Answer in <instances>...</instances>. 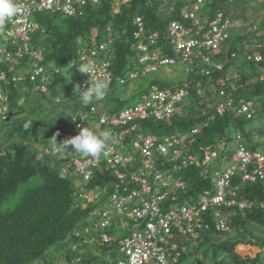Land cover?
<instances>
[{
    "label": "trees",
    "instance_id": "1",
    "mask_svg": "<svg viewBox=\"0 0 264 264\" xmlns=\"http://www.w3.org/2000/svg\"><path fill=\"white\" fill-rule=\"evenodd\" d=\"M195 1L98 0L96 4L85 6L80 15L69 17L58 13L34 14L33 20L38 23L39 29L32 35V44L39 46L43 53L41 66L47 78L43 84L44 89L40 90L38 84L29 81V59L26 56L17 69V81L0 82V91L8 98L9 113L6 120L0 117V264H50L53 259L56 260L55 264H63L57 261L63 258L62 256L68 264H73L74 256L70 250L65 254L56 250L54 252L51 248L68 240L80 250L83 245L79 242L82 239L74 231L88 224L97 204H104L111 193L122 191V184L114 177L112 171L105 168L103 151L113 139L106 126L99 123V116L117 115L127 108L124 107V101L118 99L113 91L106 99L116 101L118 105L110 114L99 110L96 104L82 100L81 97L89 98L98 91H109L114 81L118 82L116 79H121L123 82L118 83L123 85L126 79L140 76V53L136 50V42L133 39L136 29L134 20L137 17L143 22L145 34H158L155 44L149 46V49L157 51L163 57H176L170 46L167 25L170 21L185 24L182 17L185 11L183 7L187 10L189 4L192 7ZM163 6L167 7V11L162 14ZM201 7L203 13L200 16L204 17L202 23L211 20L218 12L227 18L229 16V5L225 0H202ZM196 14L199 15V8ZM198 18L200 19L199 16ZM234 20L236 19L231 18L232 22ZM262 30L264 32V28ZM239 39L229 43V36L226 44L215 54L214 59L222 64L220 71H213L207 77L197 72L193 66L192 71L187 73L189 80L185 84L188 97L183 102L181 111L173 119L166 122H142L139 132L152 134L159 141H165L173 136H189L192 129L199 128L200 132L192 137L191 144L187 146L189 150L199 145L215 146L216 141L220 139L227 142L231 140V131L241 137L243 144V139L247 136L246 125L254 117L249 120L236 117L232 111L218 116L208 101L210 87L223 88L226 95L234 99L235 104L254 101L257 103L255 111L264 113V82L256 79L257 67L246 61L251 66L250 75L237 73L228 77V72L238 56L245 58ZM100 45L106 46L99 58L109 62L112 82L107 89H97L92 95H84L80 91V83L87 80V76L77 62V57L82 50L89 51ZM70 63H74V66L70 67ZM0 69H4V66L0 65ZM133 73L137 75L131 78ZM218 80L222 83L218 84ZM59 81L61 84H58ZM22 82H26L24 87ZM150 85L162 89L168 87L156 81ZM183 85L184 83H179L168 89L173 90ZM198 89L203 90L202 96L197 95ZM31 92L40 95L30 99ZM21 101L23 104H20ZM27 103L33 105V108L26 110ZM89 118L101 127V133L97 139L85 137L81 141L76 140L73 133L86 128ZM79 123L81 125L77 127ZM38 131H45L48 137L56 141L61 134L67 135L69 146L63 153L69 162L65 168L55 170L44 166V161L31 146L32 136ZM127 142L128 139H125L124 146ZM117 146L118 152H125L123 145ZM246 147L249 150L258 148L252 143ZM231 151L232 149L225 151L226 158H230ZM41 153L47 156L43 151ZM78 155L100 160L98 168H90L91 176L88 180H84L83 176L75 172L71 157ZM138 157L135 155V161L122 167L118 166L119 171L129 175L134 173L141 165V158L138 160ZM168 167L163 165V168L173 172L174 178L181 181L185 187L183 190L171 191L162 204L164 208L175 204L182 205L186 201L194 202L203 191H214L209 169L204 173L201 168L174 170ZM31 179L34 180L31 187L19 190V186ZM78 179L80 182L77 183ZM232 185L238 187L235 199L249 202L251 207L244 211H239L237 207L231 209L233 213L226 219L230 229L225 233L215 231L211 210L203 214L202 218L208 228L198 231L196 244L180 253L182 258L201 251L202 245L207 244L202 250V255L210 256L213 264H264V237L252 235L258 233L259 229L264 231V186L261 183L241 184L237 178H233ZM89 192L99 194L98 200L82 209L81 205L86 201L81 196ZM219 211L223 215L227 212L224 209ZM111 216L113 217L103 232L109 234L112 241L103 244L99 237L97 239V248L104 251L110 250L114 243L119 247L120 241L132 230L131 220L115 211ZM125 221L129 223L127 233L119 239L113 234L115 223L122 225ZM229 233H234V237L219 241L221 234ZM184 242L189 243L185 240ZM84 257L82 259L78 256L76 264H91L96 259L91 252H87Z\"/></svg>",
    "mask_w": 264,
    "mask_h": 264
},
{
    "label": "built area",
    "instance_id": "2",
    "mask_svg": "<svg viewBox=\"0 0 264 264\" xmlns=\"http://www.w3.org/2000/svg\"><path fill=\"white\" fill-rule=\"evenodd\" d=\"M98 0H0V24L6 25L1 30L2 42L0 46V82L15 83L18 79L17 68L24 56L29 60V79L39 82L44 89L46 80L41 62L42 50L32 44V35L39 29V25L32 19L37 13H58L63 16L80 15L82 9L89 4H96ZM264 1V0H263ZM202 0H196L193 6L182 14L184 23L170 21L167 25V35L170 46L176 57H163L149 46L156 42L158 34H145L142 20H134L135 31L133 39L136 50L140 53L139 63L142 64L139 75H147L163 66H184L185 72L192 71L198 64L202 75L209 77L213 71H220L222 64L214 59L224 44H226L230 30L235 26L229 18L218 12L214 17L202 23L196 12ZM250 34L241 41V49L245 59L257 67L256 79L264 82V32L258 25L249 27ZM106 50L105 45L89 51L82 50L77 62L84 70L87 80L80 83V91L84 95H92L97 89H107L112 82L109 62L99 58ZM234 57V54H232ZM74 63H70L73 67ZM137 74L130 75L134 78ZM119 83L123 81L116 79ZM221 84V83H219ZM208 101L218 116L232 111L236 117L251 119L253 110L257 107L254 101L235 104L232 97L226 95L223 88L210 87ZM204 94L202 89L197 95ZM188 97L186 84L173 90L162 89L150 85L142 96L143 102L123 109L113 116H99V123L106 126L114 143L122 142L130 137L131 144L141 158L140 173L123 174L118 170L131 162L132 158L117 153L115 145L110 144L103 151L105 168L112 170L114 176L121 182L120 193H111L108 202L111 209L118 215L132 221V230L120 243V252L125 259L117 264H171V259L178 252H185L196 244L198 231L207 229L208 224L202 218L203 214L211 210L214 217V229L217 232H228L230 227L226 221L232 215L231 209L237 207L239 211L247 210L251 203L237 201V186L232 185L233 178L241 184L261 183L264 186V145L257 150H249L241 143V137L235 136L234 146L229 158V166L214 181V191H203L194 202H184L182 205H171L164 208L163 202L171 191L181 189L185 185L174 178V170L188 167L203 169L206 173L214 160H226V140H217L215 146H195L191 150L192 137L200 132L194 128L188 135L173 136L165 141H159L154 136L139 132L140 124L147 120L169 121L182 109L184 100ZM7 98L0 93V114L2 119L7 116ZM80 123L77 127H80ZM68 145V137L62 134L57 147L45 150L57 154L63 152ZM71 162L75 172L88 180L91 176L90 168H98L100 160L89 157L74 156ZM165 165L166 168H163ZM129 175V176H128ZM147 175V176H146ZM149 175V176H148ZM87 202L98 199V194L89 193L81 196ZM139 200L134 206L127 203ZM86 204H82L85 208ZM219 209L226 210L221 214ZM97 215V225L106 228L111 216L110 210L94 211ZM102 243H108L110 238L102 233ZM178 240V241H177ZM189 242L188 244L184 242Z\"/></svg>",
    "mask_w": 264,
    "mask_h": 264
},
{
    "label": "rangeland",
    "instance_id": "3",
    "mask_svg": "<svg viewBox=\"0 0 264 264\" xmlns=\"http://www.w3.org/2000/svg\"><path fill=\"white\" fill-rule=\"evenodd\" d=\"M188 9L191 8L190 4L187 7ZM199 17L201 21H204V17H201L200 15L203 13L202 12V7L200 5L199 7ZM183 10H186L185 7H183ZM166 11H162L161 13H165ZM34 16V15H33ZM32 16V19H33ZM249 24L253 21H255V16L250 15V14H245L244 15ZM228 18L231 20V18L228 16ZM238 20V19H236ZM235 22V21H233ZM259 23V21H257ZM238 23V21H237ZM6 25H1L0 24V30H5ZM233 33L234 31H230V40L229 43L233 42ZM39 49H41L39 46H37ZM193 68V67H191ZM195 68L197 70L200 69V66L198 64L195 65ZM233 69L237 71V73L242 74V75H250L252 73L251 71V66L249 65L248 62H246L244 56L239 55L238 58L235 60L233 64ZM63 72V71H62ZM236 73H231L228 75L229 77L235 76ZM22 78V76H21ZM189 80V76L185 72L184 66L182 65H176V66H163L159 67L156 72L149 73L147 75H140L134 79H126L125 84L120 85L118 82L114 81L112 88L109 91H98L94 94L93 97H81L82 100H86L88 102H93L96 104L99 110H102L104 112H107L110 114L113 109L118 105V102L116 101H107V96L113 91L116 93V96L118 99L121 101H124V107H129L133 106L136 104H140L143 102L142 96L146 93V91L149 88V84L153 81L159 82L161 84L167 85V89L171 88L173 86L178 85L179 83H187ZM22 87L25 86L26 82H22ZM58 84H61L59 81ZM169 90V89H168ZM39 93L36 92H31L29 97L30 99L34 97H39ZM48 96L50 93L47 94ZM185 101V100H184ZM187 101V100H186ZM46 105V103L43 101ZM20 104H23L21 101ZM26 110L27 108H31L33 105H29L28 103L25 104ZM37 105H35L36 107ZM33 108V107H32ZM257 108V107H256ZM257 110V109H256ZM254 111V110H253ZM43 114V113H42ZM45 116V114H43ZM261 124L262 125V131L261 134L259 135V147L264 145V113L259 112V110L256 112L254 118L250 121H248L247 125L249 124ZM246 125V127H247ZM90 127V128H89ZM101 127L97 125V123L94 120H87L86 122V128H84L82 131H75L73 133V137L79 141H81L83 138L88 137V138H98L99 133H101ZM57 134V133H56ZM236 136V133L234 131L230 132L229 138L231 140H228L226 142V146L222 149V151H230L233 146H234V138ZM33 139H31V146L34 151H36L38 157H40L44 162V166L48 169H55L59 170L61 168H65L66 165L69 162L68 157L66 154H59V156H44L41 151L43 150L44 147H49L52 148L56 140L52 139L51 137H48L45 133V131H38L34 133L32 136ZM252 143V142H251ZM250 141L243 139V144L246 146L251 145ZM258 147V149H259ZM125 152H132V148L130 145H125L122 147ZM257 150V149H256ZM43 156V157H42ZM229 159L227 158L226 160H222V158H219L217 160H214L211 164V167L208 170V173L210 177L213 179V182L215 179L223 172L224 169H226L229 166ZM34 180L31 179L29 182L22 184L19 186V190H22L24 188H29ZM80 182L79 179L77 183ZM104 197H107V195H104ZM139 201L135 200V202H130L127 203V205L134 206L138 204ZM95 204V203H94ZM108 206L110 205V202H107ZM97 211H100L101 209L104 208V204H97L96 205ZM97 222V217L92 216L88 220V224L85 226H80L77 228V230L74 231L75 234H77L82 241L81 243L83 246L79 249H77V246L73 245L72 242L66 241L65 243L62 244H57L54 247L51 248V250L59 251L60 253H65L70 250L71 254H73V264H76V262L79 260L78 256L80 258H85V254L87 252H91L94 256H96V259L91 263V264H116L120 260H124L125 257L123 254L119 252V247L117 243H114L113 246L111 247L110 250L104 251L100 248H97L99 244L97 243V239L99 235L103 232V229L99 228L96 225ZM122 225H119L115 223V229L113 230V234L115 237H118L119 239L122 238L123 236L126 235L127 233V227H128V222H122ZM259 229V228H258ZM259 231H262V229H259ZM234 233H229V234H221L219 237V241L221 240H226V239H231L234 237ZM253 237H258L259 235L261 236V233L259 234H252ZM207 244H203L201 251H196L192 254H187L186 257H181L180 254H174L172 257V264H213L212 259L210 256L208 257H203L202 255V250L206 247ZM241 248V245L239 246ZM56 255V253H54ZM64 255V254H63ZM223 256V255H222ZM63 258H60V260L57 259V261L62 262L63 264H68L66 261H64V256ZM52 261V260H51ZM76 261V262H75ZM56 260L53 259V262L50 264H55ZM263 264V263H262Z\"/></svg>",
    "mask_w": 264,
    "mask_h": 264
},
{
    "label": "crops",
    "instance_id": "4",
    "mask_svg": "<svg viewBox=\"0 0 264 264\" xmlns=\"http://www.w3.org/2000/svg\"><path fill=\"white\" fill-rule=\"evenodd\" d=\"M225 1L229 5V9H228L229 17L238 19V20H234L235 26L231 29L234 31L233 40L240 38L239 41L241 43V40H243L245 37H247L248 34H250L249 27L253 24L258 25L261 29L264 28V1L263 0H225ZM162 11H167V7L163 6ZM245 14L254 15L256 18L255 21L249 24V22L244 16ZM257 21H259V23ZM234 72L237 74V71L232 68L228 72V75ZM217 83L219 84L222 82L221 80H218ZM255 114H256V111L254 110L253 117L255 116ZM245 129L247 131V136L245 137V140L250 141V143L252 142V145H256V147H259L258 141H259V135L261 134V131H262V125L259 123L249 124L247 125ZM259 233H261V236L263 238L264 231H259Z\"/></svg>",
    "mask_w": 264,
    "mask_h": 264
},
{
    "label": "clouds",
    "instance_id": "5",
    "mask_svg": "<svg viewBox=\"0 0 264 264\" xmlns=\"http://www.w3.org/2000/svg\"><path fill=\"white\" fill-rule=\"evenodd\" d=\"M0 32H1V30H0ZM0 35H1V33H0ZM1 38H2V35H1ZM0 46H6L5 44H3L2 40H1V45H0ZM18 68H19V67H18ZM18 68H17V69H18ZM27 73H28V68H27ZM28 76H29V73H28ZM44 76H45V78H46V75H45V74H44ZM46 79H47V78H46ZM29 81H30V79H29ZM45 81H46V80H45ZM30 82H33V81H30ZM33 83L38 84V85H39V89H40V90H43V89H41V87H40L41 84H40L38 81H37V82H33ZM44 83H45V82H44ZM43 86H44V85H43ZM166 89H167V88H166ZM0 93H1V91H0ZM1 94H2V93H1ZM4 96H6V98H7V95H4ZM7 102H8V98H7V101H6V103H5V105H6V112H5V114H6L7 117H6L5 119H2V116H3V115L0 114V117H1L2 120H6V119L8 118V116H9V113H8V103H7ZM172 119H173V118H172ZM150 120H152V119H150ZM147 121H148V120H147ZM155 121H156V120H155ZM169 121H170V120H169ZM144 122H145V121H144ZM157 122H166V121H157ZM140 125H141V124H140ZM145 134H147V133H145ZM61 135H62V134H61ZM149 135H152V134H149ZM152 136H153V135H152ZM154 137H155V136H154ZM155 138H156V137H155ZM125 139H128L127 145H130V147L132 148V152H123V153L118 152V149H117L118 146H117V145H119V146H120V145H121V146L123 145V146H124L123 143H124V140H125ZM125 139H124L122 142H119V143H117V144L114 143V141H113L111 144H114V145H115V148H116L117 153H119V154H121V155H123V156H125V157H130V158H132L131 162H133V161H135V155L137 156V155H138V152L135 150V148H134V147L132 146V144H131V139H132V138L127 137V138H125ZM156 139H157V138H156ZM58 140H59V138H58ZM58 140L56 141V145H55V147H52V148L44 147V148H43L42 151L44 152L45 155H47V156H53V157H54V156L59 155V154H61V155L64 154L63 152H64L65 150H64L63 152H59V153H57V154H52L51 152H49V153H46V152H45V150H49V151H50V150L56 148V147H57ZM109 145H110V144H109ZM109 145H108V146H109ZM68 146H69V141H68L67 148H68ZM67 148H66V149H67ZM129 153H131V154H129ZM78 156H79V155H78ZM80 156H81V155H80ZM102 156H103V155H102ZM138 156H139V155H138ZM72 157H74V156H72ZM72 157H71V159H72ZM139 158H140V157H138L137 159L139 160ZM131 162H129V163H131ZM129 163H126V164H124V165H122V166H125V165H127V164H129ZM122 166H121V167H122ZM107 170H108V169H107ZM118 170H119V169H118ZM110 171H112V170H110ZM112 173H113V171H112ZM135 173H136V174L140 173V167H138V169L135 170L134 174H135ZM113 175H114V174H113ZM114 177H115V176H114ZM115 178H116V177H115ZM117 180H118V179H117ZM118 181H119V180H118ZM119 182H120V181H119ZM120 183H121V182H120ZM89 193H92V192H89ZM89 193H85V194H89ZM85 194H84V195H85ZM94 194H97V193H94ZM98 197H99V194H98ZM97 200H98V199H97ZM85 201H86V200H85ZM95 201H96V200H95ZM91 202H94V201H91ZM91 202H87V201H86V202H85L86 206H87V204H89V203H91ZM107 202H108V197L106 198L105 207H104L103 209H101V210H105V209H106V210H110V211H111V214H112L114 210L111 209V204L108 206ZM83 204H84V203H83ZM81 206H82V205H81ZM86 206H85V207H86ZM82 209H83V208H82ZM101 210H100V211H101ZM94 211H97V209H95ZM94 211H93V212H94ZM100 211H97V212H100ZM93 212H92V213H93ZM92 213H91V217H92V216H93V217L96 216L97 219H98V216H97V215H92ZM112 217H113V216H112ZM112 217H111V218H112ZM111 218H110L109 221H111ZM127 221H128V220H127ZM96 225H97V222H96ZM97 226H98V225H97ZM98 227H99V226H98ZM99 228H100V227H99ZM101 229L105 230V228H101ZM102 233L106 234V235L110 238V240H109V242H108V243H110V242L112 241L111 236H110L109 234L105 233V232H102ZM102 233H101V234H102ZM101 234H100V235H101ZM100 235H99V239H100ZM100 241H101V239H100ZM101 242H102V241H101ZM108 243H103V244H108ZM120 243H121V241H120ZM188 249H189V248H188ZM119 251H120V244H119ZM180 253H183V252H178V254H180ZM176 254H177V253H176ZM119 262H120V261H119ZM117 263H118V262H117ZM117 263H116V264H117Z\"/></svg>",
    "mask_w": 264,
    "mask_h": 264
}]
</instances>
